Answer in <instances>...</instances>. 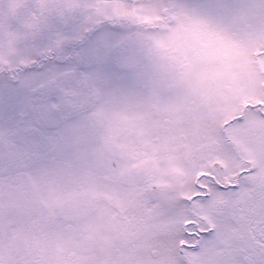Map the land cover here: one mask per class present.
I'll return each instance as SVG.
<instances>
[{
  "label": "snow or ice",
  "instance_id": "obj_1",
  "mask_svg": "<svg viewBox=\"0 0 264 264\" xmlns=\"http://www.w3.org/2000/svg\"><path fill=\"white\" fill-rule=\"evenodd\" d=\"M0 264H264V0H0Z\"/></svg>",
  "mask_w": 264,
  "mask_h": 264
}]
</instances>
